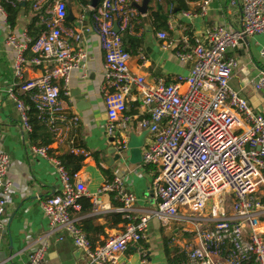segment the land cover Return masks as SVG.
<instances>
[{
	"label": "built area",
	"instance_id": "2783aa9c",
	"mask_svg": "<svg viewBox=\"0 0 264 264\" xmlns=\"http://www.w3.org/2000/svg\"><path fill=\"white\" fill-rule=\"evenodd\" d=\"M142 0H102L93 16L95 31L105 53L104 101L108 110L105 134L118 149L127 151L128 141L117 137L133 118L127 114L129 100L139 102L144 117L138 125L151 136L143 152V165L155 168L152 189L158 210L139 219L134 217L136 195L122 177L106 182L95 195L83 182L72 177L61 162L48 154L49 148L32 147V152L49 159L57 168L61 189L41 203L53 229H64L81 251L84 264H119V256L145 238L153 217L173 220L180 217L192 226L194 241L187 250V264H264V223L260 219L264 202L258 197L264 183V114L234 91L230 82L240 63L229 53L239 49L252 35H264V0H242V26L238 30L215 28L200 36L181 39L178 45L166 32H160L164 50H176L183 63H191L190 74L175 83L151 85L145 76L130 67L131 53L123 34L139 16L136 4ZM53 10L45 13L46 31L36 40L25 36L18 41L10 36L14 48V76L11 89L17 102L21 124L30 134V108L18 99L15 87L30 95L37 110L46 116L58 145L70 142L79 118L64 112L61 89H67L71 74L87 58L86 51L72 47L63 36L68 17L64 0H52ZM213 0H202L201 15H206ZM234 4V3H233ZM37 10L41 4L35 5ZM1 9V8H0ZM186 17H191L184 13ZM117 22L120 32L114 31ZM77 43L81 37L76 36ZM32 51L30 60L25 56ZM264 59V48L260 51ZM143 64L146 57L140 55ZM30 66L43 67L42 76L26 77ZM61 82V85H59ZM254 90L264 92V71L251 81ZM264 104V101H263ZM72 153L86 152L72 148ZM11 158L0 146V231L5 228V212L13 185L9 180ZM113 195L120 202L119 212L129 222L122 233L101 246H93L87 233L72 217L82 210L81 200L89 198L92 212L100 214L99 196ZM231 198L228 211L227 197ZM209 209V210H208ZM47 237L39 240L28 264H47ZM141 264H150L143 256Z\"/></svg>",
	"mask_w": 264,
	"mask_h": 264
},
{
	"label": "crops",
	"instance_id": "0c3cea01",
	"mask_svg": "<svg viewBox=\"0 0 264 264\" xmlns=\"http://www.w3.org/2000/svg\"><path fill=\"white\" fill-rule=\"evenodd\" d=\"M18 1L20 12L14 28L9 26L7 15L0 6V146L11 158L9 180L13 185L4 217L5 228L0 231V264H28L30 254L43 237H47L49 241L47 264H84L82 253L76 248L70 235L64 229H53L41 209L43 201L60 192L59 174L49 159L32 152V147L36 146L30 143L29 134L22 127L17 102L11 94V89L18 81L13 70L16 52L8 39L12 35L18 41H24L25 36H29L28 29L32 22L39 18L44 24L49 18L45 12L53 10L54 3L52 0ZM64 1L68 14L71 10L74 20L67 17L63 24V36L72 47L83 48L87 58L79 70L72 72L66 90L59 82L65 91L64 98H61L65 114L79 118L78 127L71 133L74 142L61 145L53 143L51 149L57 151V155L71 153L73 147L85 151L89 156L79 171L77 181L83 182L89 194H97L110 179L122 177L128 189L137 197L134 217L139 219L151 215L158 210V202L152 189L156 169H149L151 167H146L143 163L131 165L128 161L108 166L103 161L105 151H108L109 158L114 157L112 150L116 145L115 140L105 134L108 122V110L103 96L105 53L95 31L92 18L94 10L88 4L83 5L82 0ZM185 3L188 10L180 12L181 5L178 3L169 6L166 0H152L147 15L139 12L140 21L133 25L130 33L132 40H128L126 44L124 40L125 48L132 55V71L145 76L151 85L161 81L175 83L180 78H186L192 66L191 63L181 62L175 49H163L164 41L158 36L160 32H166L170 40L178 43L185 37L191 41L188 31L195 38L215 28L238 30L242 26V0H213L206 15L200 14L202 0H185ZM37 4H41L40 10L35 8ZM157 11L161 12L162 20L167 22L168 30L158 31L161 22H155L151 17ZM184 13L191 17H186ZM76 36L81 37L80 43L76 42ZM193 42L191 41L192 44ZM263 48L264 35H252L243 41L239 49L228 55L240 63L230 82L231 88L245 97L256 112L262 114L264 92L254 90L251 81L264 71V59L260 56ZM141 54L146 57L145 65ZM25 56L30 60L34 54L29 50ZM43 71V67L30 66L26 77L38 78ZM15 93L23 101L30 96L17 87ZM127 114L133 121L116 135L128 141L131 134L139 136L145 131L138 125L144 112L139 102L134 101V96L128 102ZM150 140L148 133L143 152ZM97 154L99 160L95 158ZM257 195L264 202V183L259 187ZM99 198L103 206L100 214L92 212L89 198L82 199L83 208L80 212L72 213L78 224L86 229L94 247L118 236L126 227L125 219L118 210L120 202L107 194ZM228 199L231 200L230 196ZM184 214L185 210H180V217L173 220L153 217L143 241L121 254L119 264H141L143 256L147 257L150 264H169L168 256L174 258L178 252H184L187 256V248L194 241V235L190 232L191 224L183 218ZM260 219L264 223V212ZM165 248L168 249V255Z\"/></svg>",
	"mask_w": 264,
	"mask_h": 264
},
{
	"label": "trees",
	"instance_id": "16d2710c",
	"mask_svg": "<svg viewBox=\"0 0 264 264\" xmlns=\"http://www.w3.org/2000/svg\"><path fill=\"white\" fill-rule=\"evenodd\" d=\"M167 4L169 6H175L176 3L181 5V11L184 12L187 11L188 8L186 6L185 0H166ZM83 5H87L88 1L87 0H82ZM0 6L3 9V11L7 15V22L11 28H14L17 25V20L20 12V3L18 0H0ZM46 8L43 9L45 11ZM96 10L93 11L92 13V18L95 14ZM151 17L155 20V22H161V25L158 26V31H165L168 30L167 27V22L162 20L161 17V12H153L151 14ZM141 16L139 15L135 20L131 22V25L129 26L128 29L123 34L125 44L129 41L132 40L130 33L133 31V25L138 23L140 21ZM94 19V18H93ZM94 22V20H93ZM95 26V22H94ZM46 31V25L43 24L39 18H36L32 24L29 26L28 29V34L30 38L34 41L37 38H39L44 32ZM188 35L191 38V41L193 42V34L191 31H188ZM64 93L65 91L61 89V95L60 99L64 98ZM25 103L28 105L30 108L28 112L29 116V124L32 127V131L29 134V141L33 146H36L38 148H49L48 154L50 156H53L57 160H59L64 167V169L72 176L74 177L75 175L79 174V171L81 170L83 163L89 156L88 153L85 154H75V153H65L63 155H57V151H54L51 149V146L55 142V134L51 131V128L47 124V119L46 116H43L36 108V104L32 101L31 97L28 96L26 100H24ZM95 158L99 160V155H95ZM149 169H152L149 168ZM114 179V178H113ZM113 179H110L112 181ZM109 181V182H110ZM113 196V195H112ZM81 205H82V200H81ZM83 208V206H82ZM92 208V205H91ZM122 217L123 214H120ZM124 218V216H123ZM125 219V218H124ZM125 223L127 224L129 221L124 220ZM80 227L86 232V229L84 226L80 225ZM105 244V243H104ZM102 244V245H104ZM167 255H168V249L165 248ZM168 262L169 264H186L187 262V256L184 252H178L177 256L174 258H170L168 256Z\"/></svg>",
	"mask_w": 264,
	"mask_h": 264
},
{
	"label": "water",
	"instance_id": "95a60500",
	"mask_svg": "<svg viewBox=\"0 0 264 264\" xmlns=\"http://www.w3.org/2000/svg\"><path fill=\"white\" fill-rule=\"evenodd\" d=\"M87 1H88L89 7L92 8L93 10H96L102 2V0H87ZM151 2L152 0H142L141 4L135 5V8L142 15H147L150 10ZM68 18L70 20H74L73 13L71 10H69ZM114 31L116 33L120 32L117 22H115ZM147 134H148V131H144L139 136L135 134H131L128 140L127 151H123L122 149H118L117 147H114L112 150L114 157L109 158L108 151H105L103 153L104 155L103 161L108 166H113L115 162H120V161H128L131 165L142 164L143 163V149L145 146V139H146Z\"/></svg>",
	"mask_w": 264,
	"mask_h": 264
},
{
	"label": "rangeland",
	"instance_id": "374dc122",
	"mask_svg": "<svg viewBox=\"0 0 264 264\" xmlns=\"http://www.w3.org/2000/svg\"><path fill=\"white\" fill-rule=\"evenodd\" d=\"M227 205H228V211L231 209V203L232 201L230 199L227 200ZM209 210V209H208Z\"/></svg>",
	"mask_w": 264,
	"mask_h": 264
}]
</instances>
